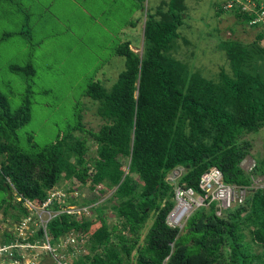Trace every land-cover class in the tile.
I'll list each match as a JSON object with an SVG mask.
<instances>
[{"label": "trees", "instance_id": "1", "mask_svg": "<svg viewBox=\"0 0 264 264\" xmlns=\"http://www.w3.org/2000/svg\"><path fill=\"white\" fill-rule=\"evenodd\" d=\"M15 1L19 6L21 0ZM250 1L251 7L244 0L213 3L215 14L230 11L236 22L258 30L247 42L219 41L224 62L212 77L190 70L172 54L184 22V0L142 7L130 22L140 24L135 39L114 48L122 58L115 79L108 85L102 79L85 84L83 94L94 103L100 121L95 130L84 126L81 107L73 106L49 140L35 142L21 131L30 123L34 95L28 90L11 108L0 91V190L5 193L0 209L10 225L15 229L23 218L37 217L25 201L42 204L63 181L68 182L64 192L83 186L90 190L85 196L52 197L47 207L57 214L44 228L36 224L24 239L2 231L0 246L8 249L1 256L4 262L10 255L19 257L17 244L43 242L45 235L53 250L65 258L70 254L62 264H264V193L248 187L253 174L264 181L263 161L249 171L240 167L252 144L244 136L264 128V0ZM46 6L35 0L23 12L41 17ZM24 29L5 30L0 40L18 35L32 45ZM139 39L138 53L129 47ZM8 70L26 78L35 74L30 62L11 64ZM212 166L224 182L248 187L244 199L220 208L219 214L215 202H209L183 216L180 227L166 225L174 186L202 193L199 176ZM177 167L179 176L167 179ZM105 189L111 190L105 200L115 213L111 227L97 202ZM72 204L87 205L92 217L58 212ZM148 219L138 244L137 233ZM95 222L99 224L90 231ZM65 237L71 241L60 246L58 240Z\"/></svg>", "mask_w": 264, "mask_h": 264}, {"label": "rangeland", "instance_id": "2", "mask_svg": "<svg viewBox=\"0 0 264 264\" xmlns=\"http://www.w3.org/2000/svg\"><path fill=\"white\" fill-rule=\"evenodd\" d=\"M34 1L21 0L17 6L15 0L13 4L0 0V34L14 27L15 31L23 27L27 28L32 40V45L18 35L0 40V91L7 97L11 108L20 103L28 90L34 95L30 123L21 131L31 134L35 142L49 140L53 131L70 116L73 106L81 107L84 126L95 130L100 121L94 115V103L83 94L86 82L89 79H102V83L108 85L115 79L122 69V58L114 54L115 46L123 40L135 39L140 24L131 25L130 22L133 23L141 15L142 7H154L161 0H40L43 5H47L43 11L39 8L42 16L33 14L25 17L24 8ZM216 1L219 0H184V22L178 29L179 37L172 51L174 57L185 63L190 70H197L206 77L214 76L224 62L218 48L220 40L231 38L247 42L254 38L258 30V26L250 27L236 22L230 11L215 14L213 3ZM243 5L251 7L253 2L244 0ZM140 43L141 39L135 40L129 48L139 53ZM26 62H30L35 69L31 78L8 70L11 64L22 65ZM244 138L251 139L252 144L249 153L240 162V167L248 171L256 161H263L264 168V128ZM88 150L92 152L91 146ZM257 174L252 175V185L261 187L262 176ZM64 183L68 182L63 181L57 185V190L63 188ZM75 189L81 196L90 192L84 186ZM110 192V189H105L104 195L97 201L104 209L108 227L115 223V213L105 200ZM4 197L5 193L0 190V200ZM37 213H41V209ZM82 213L83 218L92 217L89 210ZM45 214L44 211L39 217L29 219L25 229L19 226L14 229L0 209V233H17V238L20 236L24 239L32 233L36 224L44 222ZM98 224H92L90 231ZM149 224L150 219L138 231V244H141ZM121 233L126 237L132 236L126 231ZM65 238L58 240L60 246L68 242ZM27 244L20 243L19 257L10 255L7 262L1 256L8 249L0 246V264H62L70 259V254L65 258L56 250L50 254L45 237L43 242Z\"/></svg>", "mask_w": 264, "mask_h": 264}, {"label": "built area", "instance_id": "3", "mask_svg": "<svg viewBox=\"0 0 264 264\" xmlns=\"http://www.w3.org/2000/svg\"><path fill=\"white\" fill-rule=\"evenodd\" d=\"M261 16L262 14L259 17L261 18ZM198 186L202 193H195L189 187L186 189L180 186L175 187V204L166 216L165 221L167 225L179 226L182 217L186 216L194 207L204 204L205 200H207V203L213 200L216 202V206L223 208L232 200L236 199L240 201L244 195V189L242 187L237 188L233 184H224L221 181V173L215 168L201 174L198 180ZM29 206L32 207L31 204ZM215 212L219 214V209Z\"/></svg>", "mask_w": 264, "mask_h": 264}, {"label": "clouds", "instance_id": "4", "mask_svg": "<svg viewBox=\"0 0 264 264\" xmlns=\"http://www.w3.org/2000/svg\"><path fill=\"white\" fill-rule=\"evenodd\" d=\"M140 47H141V44H140ZM253 167V165L248 169V171L251 169ZM212 168H215V169H217L219 172H220V170L217 168V167H214V166H212V167H210L208 170H206V171H204V172H202L201 174H203V173H205V172H208L210 169H212ZM173 170V171H172ZM171 170V172L168 174V176L166 177L167 179H170V180H173V179H176L178 176H179V174H180V172L182 171L181 170V168H174V169H172ZM173 172H175V173H173ZM221 173V172H220ZM201 174H200V176H201ZM173 176V178H170V177H172ZM199 176V177H200ZM221 181L224 183V184H227V185H229V183H226V182H224L223 180H222V174H221ZM252 183H253V178H251V184L248 186V187H252V188H260L261 189V187L262 188H264L263 186H264V181H263V184L261 185V187H259V186H253L252 185ZM233 185H236V184H233ZM103 187V185H101V184H99L97 187ZM176 186H179V185H175L174 186V188H173V202H174V204H175V199H174V189H175V187ZM237 186V188H239V187H242L243 189H244V195H243V198L240 200V201H242L243 199H244V197H245V195H246V193H247V191H248V187H246V186H239V185H236ZM181 187V186H180ZM183 189H186V187H182ZM262 190V192L264 193V191H263V189H261ZM195 193H199V192H195ZM77 194V191H76V189H73L72 191H70V192H64L63 191V189L61 188V189H59V190H57V187H56V189L55 190H53V191H50L49 193H48V197L46 198V200L45 201H43L42 202V204H40V205H33L32 203H30V202H28V201H25V205L28 207V208H30V209H33V210H35L36 211V214H37V217H39L40 216V214L42 213V212H46V214L45 215H43L44 216V218H45V220H44V222H42V223H40L39 225L42 227V228H44V225H45V223H46V221L52 216V215H55V214H57V211L55 212H53V211H51L50 209H48V207H47V204L51 201V198L52 197H56L57 199H60V198H63V197H65V196H69V195H72V196H74V195H76ZM234 201H237L236 199L235 200H232V201H230V203L227 205V206H225V207H223V208H227V207H229V206H231L232 205V202H234ZM239 201V202H240ZM209 202H215V201H209ZM208 202V203H209ZM238 202V201H237ZM208 203H207V200H205V203L204 204H202V205H199V206H208ZM29 204H31L32 205V207H30L29 206ZM173 204V205H174ZM87 205H79V204H72V205H68L67 207H64L63 208V210L61 209V210H58V212H61V211H65V212H67V213H73L74 215H75V218H76V216L77 215H81V212H84V211H86L87 210ZM173 207V206H172ZM172 207H171V209H172ZM196 207H198V206H196ZM215 211L216 210H218L219 209V211H220V207L219 206H216V202H215ZM195 208V207H194ZM193 208V209H194ZM39 209H41V213H37V210H39ZM72 209V210H71ZM170 209V210H171ZM169 210V211H170ZM192 210V209H191ZM169 211L167 212V214L169 213ZM190 212V211H189ZM167 214H166V216H167ZM215 214H216V212H215ZM166 216H165V218H164V222H165V224H166V221H165V219H166ZM29 221V218L28 217H25V218H23L22 220H21V222L19 223V225H17L16 227H21V228H23V229H25V224L27 223ZM167 225V224H166ZM180 225H181V223H180ZM180 225H179V227H180ZM169 226V225H168ZM174 226H178V225H174ZM174 226H170V227H174ZM44 237H45V235H44ZM67 241H71L69 238H67ZM47 242V241H46ZM48 244V243H47ZM18 245H20V244H17V246ZM27 245H29V244H27ZM3 248H6V246H2ZM24 247H26V246H24ZM50 247V246H49ZM50 250L52 251L53 249L50 247Z\"/></svg>", "mask_w": 264, "mask_h": 264}]
</instances>
